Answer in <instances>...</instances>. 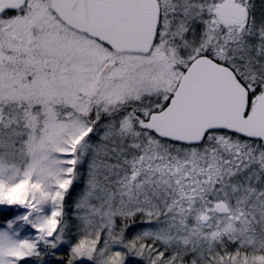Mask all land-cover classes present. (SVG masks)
<instances>
[{"label":"snow or ice","instance_id":"6c2138e0","mask_svg":"<svg viewBox=\"0 0 264 264\" xmlns=\"http://www.w3.org/2000/svg\"><path fill=\"white\" fill-rule=\"evenodd\" d=\"M0 224V264H264V0H0Z\"/></svg>","mask_w":264,"mask_h":264},{"label":"rangeland","instance_id":"374dc122","mask_svg":"<svg viewBox=\"0 0 264 264\" xmlns=\"http://www.w3.org/2000/svg\"><path fill=\"white\" fill-rule=\"evenodd\" d=\"M16 210H17V209H16ZM26 211H27V209H25V208H21V210L18 211L17 214H16L15 216L22 215V214H23L24 212H26ZM3 227H6V225L3 226ZM15 228L18 229V230L20 231V234H21L22 237H23V236H27V235H29V234H27V233L25 232V229H26V228H27L28 230H34V231H35V229H33V228L31 227L30 224H24V223H19V222L16 224ZM21 262H22V261H21Z\"/></svg>","mask_w":264,"mask_h":264},{"label":"trees","instance_id":"16d2710c","mask_svg":"<svg viewBox=\"0 0 264 264\" xmlns=\"http://www.w3.org/2000/svg\"><path fill=\"white\" fill-rule=\"evenodd\" d=\"M20 210H21V208L18 207L17 210H16L15 213H14V216H15V215L17 214V212L20 211ZM14 216H13V217H9V218H10V219H11V218H14ZM5 225H6V224H0V227H3V226H5ZM25 232H26L27 234L30 235V234L34 233L35 231H34V230H28V229L26 228V229H25ZM27 236H28V235H27ZM21 264H25V262L22 261Z\"/></svg>","mask_w":264,"mask_h":264}]
</instances>
